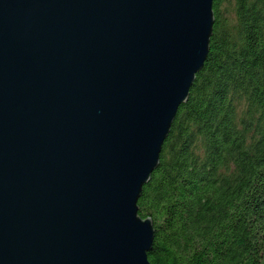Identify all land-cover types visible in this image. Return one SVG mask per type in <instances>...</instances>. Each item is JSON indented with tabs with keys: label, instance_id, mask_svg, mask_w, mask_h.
Returning a JSON list of instances; mask_svg holds the SVG:
<instances>
[{
	"label": "water",
	"instance_id": "obj_1",
	"mask_svg": "<svg viewBox=\"0 0 264 264\" xmlns=\"http://www.w3.org/2000/svg\"><path fill=\"white\" fill-rule=\"evenodd\" d=\"M213 25V0H0V264H151L137 202Z\"/></svg>",
	"mask_w": 264,
	"mask_h": 264
},
{
	"label": "trees",
	"instance_id": "obj_2",
	"mask_svg": "<svg viewBox=\"0 0 264 264\" xmlns=\"http://www.w3.org/2000/svg\"><path fill=\"white\" fill-rule=\"evenodd\" d=\"M210 48L143 186L151 264H264V0H213Z\"/></svg>",
	"mask_w": 264,
	"mask_h": 264
}]
</instances>
